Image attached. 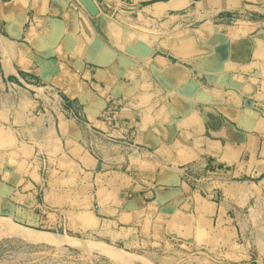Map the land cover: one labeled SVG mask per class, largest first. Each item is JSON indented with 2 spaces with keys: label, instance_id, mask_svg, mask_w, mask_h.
Segmentation results:
<instances>
[{
  "label": "crops",
  "instance_id": "1",
  "mask_svg": "<svg viewBox=\"0 0 264 264\" xmlns=\"http://www.w3.org/2000/svg\"><path fill=\"white\" fill-rule=\"evenodd\" d=\"M94 1L0 0V216L131 264H264V0ZM123 9L165 30L129 39Z\"/></svg>",
  "mask_w": 264,
  "mask_h": 264
},
{
  "label": "rangeland",
  "instance_id": "2",
  "mask_svg": "<svg viewBox=\"0 0 264 264\" xmlns=\"http://www.w3.org/2000/svg\"><path fill=\"white\" fill-rule=\"evenodd\" d=\"M131 0H117V2H129ZM119 13V18H117L120 23L117 21L115 22L120 27L121 34L123 35V26L125 29H129V39L133 38H142V39H150V33L152 31L159 30L160 32L164 31L163 27H157L155 22L151 20L144 19L143 17L138 18V14L136 12L129 11V9H123ZM126 10V11H125ZM116 12V11H115ZM117 14V12H116ZM122 19V20H121ZM132 22V23H131ZM131 29V30H130ZM72 58V57H71ZM40 158L43 160L45 159L43 152H39ZM47 167L45 168V181L44 184H40L42 192L45 189H49V172L46 171ZM211 185H213L214 180L210 179ZM213 182V183H212ZM64 185H70V183H63ZM90 182H72V187L75 189L85 190L90 188ZM206 184V183H205ZM211 185L206 184V186L210 187ZM63 188H67V186H63ZM197 188L201 189V185L199 184L194 186V189ZM203 195L206 198H212L214 195L210 193L209 190L203 192ZM213 193V191H212ZM3 217V216H0ZM8 218V217H6ZM14 225H18L20 227L30 228L19 223L14 222L11 218H8ZM2 228V229H1ZM39 232H45L50 234V239H41V238H30L29 235H23L17 231H11L7 229H3L0 226V264H131V262L137 257L136 254L126 251L123 248L118 246L112 245L103 240H95L91 239L87 236L84 237H76L70 234H65L64 229H47V230H38L34 229ZM55 236H54V235ZM23 236V237H22ZM28 237V238H27ZM88 240V241H87ZM91 242H94L95 246L98 243L99 245H105L112 249H114L113 255H108L104 253L98 246V249H95L94 246L90 245ZM90 243L88 246L87 244ZM169 244V246H168ZM94 248H90V247ZM172 244L170 242L167 243V247H161L160 251L164 250H171L175 251L178 247H170ZM179 251V250H176ZM196 252V251H195ZM128 255L130 258L128 260L122 255ZM197 255V254H195ZM142 260L144 259L147 264L149 262L140 257ZM165 262H159L158 264H230L226 263L225 261H216V259L204 260L203 257H199L201 262L199 261L198 257H178L175 263L170 262L169 257H167ZM172 258V257H171ZM182 258V259H181ZM180 260V261H179ZM203 260V261H202ZM128 261V262H126ZM144 261V262H145ZM145 262V263H146ZM239 264V263H238Z\"/></svg>",
  "mask_w": 264,
  "mask_h": 264
},
{
  "label": "built area",
  "instance_id": "3",
  "mask_svg": "<svg viewBox=\"0 0 264 264\" xmlns=\"http://www.w3.org/2000/svg\"><path fill=\"white\" fill-rule=\"evenodd\" d=\"M10 88H13L11 86H9ZM245 105L252 107V108H259V103L254 100V99H250L245 101ZM122 106H121V102H119L118 99L116 98H111L109 103L107 104V106L105 107V109L102 111L101 115L105 117V119L111 121L113 123L114 126L118 127V116H119V112L121 110ZM213 177L209 176V175H200L198 177H195L194 180L197 183V185L199 184V186L201 185V191L205 192L207 190L210 191V193L212 195H214V191L212 193L211 188L208 186H206V184L211 185V181ZM215 182V181H214ZM206 183V184H205Z\"/></svg>",
  "mask_w": 264,
  "mask_h": 264
},
{
  "label": "bare ground",
  "instance_id": "4",
  "mask_svg": "<svg viewBox=\"0 0 264 264\" xmlns=\"http://www.w3.org/2000/svg\"><path fill=\"white\" fill-rule=\"evenodd\" d=\"M83 2V1H82ZM102 12V11H101ZM132 23V22H131ZM0 226L3 227V229H7V230H11V231H17L19 233H22L23 235H29L30 238L34 237V238H41V239H50V234L48 233H45V232H39V231H36L34 229H30V228H25V227H20L18 225H14L11 221H9L8 218L6 217H0ZM2 229V228H1ZM54 235V234H53ZM32 236V237H31ZM55 236V235H54ZM23 237V236H22ZM28 238V237H27ZM88 241V240H87ZM94 242H91L90 243H86L87 246L90 244L92 246L95 247V249H98L96 246H98V243H96L97 245L95 246V244H93ZM90 247V246H89ZM94 247H90V248H94ZM99 249L98 250H102L104 253L108 254V255H113L114 254V249L108 247V246H105V245H99L98 246ZM125 257L126 260H128L130 258V256L124 254L122 255V257ZM144 260V259H143ZM145 261V260H144ZM128 262V261H126ZM146 262V261H145ZM147 263V262H146Z\"/></svg>",
  "mask_w": 264,
  "mask_h": 264
},
{
  "label": "water",
  "instance_id": "5",
  "mask_svg": "<svg viewBox=\"0 0 264 264\" xmlns=\"http://www.w3.org/2000/svg\"><path fill=\"white\" fill-rule=\"evenodd\" d=\"M92 14H98L99 9L94 0H82Z\"/></svg>",
  "mask_w": 264,
  "mask_h": 264
}]
</instances>
